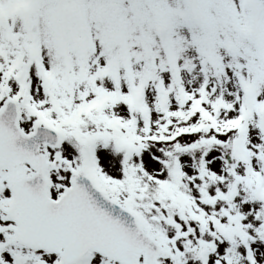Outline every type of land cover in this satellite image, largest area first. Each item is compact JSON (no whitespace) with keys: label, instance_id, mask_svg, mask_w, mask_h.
Wrapping results in <instances>:
<instances>
[{"label":"snow or ice","instance_id":"snow-or-ice-1","mask_svg":"<svg viewBox=\"0 0 264 264\" xmlns=\"http://www.w3.org/2000/svg\"><path fill=\"white\" fill-rule=\"evenodd\" d=\"M0 264H264V0H0Z\"/></svg>","mask_w":264,"mask_h":264}]
</instances>
